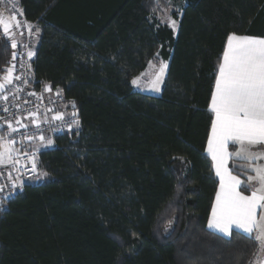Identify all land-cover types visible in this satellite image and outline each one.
I'll use <instances>...</instances> for the list:
<instances>
[{"label":"trees","instance_id":"16d2710c","mask_svg":"<svg viewBox=\"0 0 264 264\" xmlns=\"http://www.w3.org/2000/svg\"><path fill=\"white\" fill-rule=\"evenodd\" d=\"M18 0L37 23L35 85L75 103L78 128L38 151L0 217V264H252L253 236L207 229L218 185L205 153L218 67L231 34L264 37V0ZM12 47L0 26V72ZM167 60L159 96L134 89Z\"/></svg>","mask_w":264,"mask_h":264},{"label":"crops","instance_id":"0c3cea01","mask_svg":"<svg viewBox=\"0 0 264 264\" xmlns=\"http://www.w3.org/2000/svg\"><path fill=\"white\" fill-rule=\"evenodd\" d=\"M10 19L8 8L0 4V26L12 44L21 35L18 30L13 32ZM173 31L176 33L177 29ZM38 42L39 36L33 44V58ZM160 61L164 68L159 86L149 90L138 89L134 84L136 78L146 73L150 61L146 69L132 79L135 90L160 95L168 69V61ZM156 69L150 70V83L157 77ZM5 70L0 72V84L4 82ZM209 109L213 118L205 153L211 160L218 185L206 227L224 237L232 231L253 236L259 247L252 264H264V169L259 177L250 164L258 157L264 162V37L228 36ZM76 126L78 128V121ZM0 154V162H3L6 155Z\"/></svg>","mask_w":264,"mask_h":264},{"label":"built area","instance_id":"2783aa9c","mask_svg":"<svg viewBox=\"0 0 264 264\" xmlns=\"http://www.w3.org/2000/svg\"><path fill=\"white\" fill-rule=\"evenodd\" d=\"M21 35L11 44L12 54L0 84V146L6 159L0 162V217L8 201L40 178L38 152L19 151L46 135L66 132L78 121L75 103L46 84L35 85L32 70L35 21L28 20L18 0H0Z\"/></svg>","mask_w":264,"mask_h":264},{"label":"rangeland","instance_id":"374dc122","mask_svg":"<svg viewBox=\"0 0 264 264\" xmlns=\"http://www.w3.org/2000/svg\"><path fill=\"white\" fill-rule=\"evenodd\" d=\"M186 1L184 0H163L162 2L160 1H155L153 2V11L156 13L157 18L163 22V23H168L174 30L177 29L178 27V22L172 17V13H179L181 7L185 4ZM11 16V15H10ZM11 26L15 30H18L16 27V24L13 22L12 17H11ZM39 34L37 30V35ZM37 39V38H36ZM36 41V40H35ZM156 67L158 72L156 73V81H151L150 83V75H151V69ZM163 64H161L160 60H156L150 63L146 73H144L142 76L138 77L135 79L134 84L136 88H148L149 90L155 88V85L159 86L161 77H162V72H163ZM73 130L77 129L76 123L71 127ZM72 129L68 130L71 131ZM53 144L52 138L50 135H46L44 138L41 140L34 142V143H29L21 146L18 148L19 151H28V152H38L41 149H45L50 147ZM0 152H4V147L0 146ZM0 158H2V155L0 154ZM254 162L251 161V167L252 170L259 173L258 176L260 177L263 172H261L264 169V162L261 161L260 157L254 158ZM39 179L37 180L38 183L44 180L45 175L40 172L39 173ZM35 183V182H32Z\"/></svg>","mask_w":264,"mask_h":264},{"label":"bare ground","instance_id":"6f19581e","mask_svg":"<svg viewBox=\"0 0 264 264\" xmlns=\"http://www.w3.org/2000/svg\"><path fill=\"white\" fill-rule=\"evenodd\" d=\"M36 30H37V26H36ZM37 36H38V35H37ZM36 38H37V37H36ZM36 38L34 39V41L36 40ZM19 40H20V39H19ZM19 40H18V41H19ZM34 41H33V44H34ZM27 184H28V183H27Z\"/></svg>","mask_w":264,"mask_h":264}]
</instances>
